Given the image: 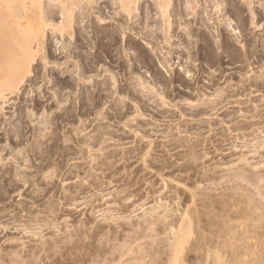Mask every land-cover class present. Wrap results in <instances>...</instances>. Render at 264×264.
I'll use <instances>...</instances> for the list:
<instances>
[{
  "label": "rangeland",
  "instance_id": "obj_1",
  "mask_svg": "<svg viewBox=\"0 0 264 264\" xmlns=\"http://www.w3.org/2000/svg\"><path fill=\"white\" fill-rule=\"evenodd\" d=\"M0 264H264V0H0Z\"/></svg>",
  "mask_w": 264,
  "mask_h": 264
},
{
  "label": "bare ground",
  "instance_id": "obj_2",
  "mask_svg": "<svg viewBox=\"0 0 264 264\" xmlns=\"http://www.w3.org/2000/svg\"><path fill=\"white\" fill-rule=\"evenodd\" d=\"M163 1H165V0H163ZM212 1H213V0H212ZM162 3H164V2H162ZM64 6H65V5H64ZM66 6H67V5H66ZM181 228H182V227H181ZM177 234H179V233L176 232L174 236H176ZM180 236H181V234H180Z\"/></svg>",
  "mask_w": 264,
  "mask_h": 264
}]
</instances>
